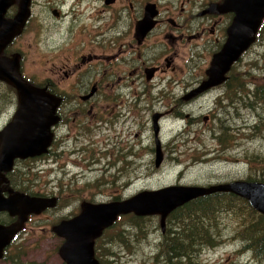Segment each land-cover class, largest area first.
<instances>
[{
  "label": "rangeland",
  "instance_id": "obj_1",
  "mask_svg": "<svg viewBox=\"0 0 264 264\" xmlns=\"http://www.w3.org/2000/svg\"><path fill=\"white\" fill-rule=\"evenodd\" d=\"M61 2L62 0H31L30 33L26 35L29 37L30 50L25 55L23 71L36 81L46 76L44 69L50 67V62L56 61L51 59L58 54L54 51V46L66 39V25L72 18L70 13L74 15L73 12H81L78 14L81 18H85L88 12L102 16L95 21V25L109 22L111 18L108 10L97 11L93 7L103 8V0H82L78 6L72 4L73 0ZM58 5L65 12L72 9L67 17L56 21L57 18L51 14L53 9L50 8ZM252 49L240 56L235 63L236 70L230 73L234 76L233 82L238 89V100L234 107L222 110L224 100L217 99V104L215 102L218 96H222V90L210 92L200 101H192L188 105L191 117L186 119V124L182 118H173L170 109L174 105L169 100H172L173 93L178 90H167L166 79L161 80L159 85L155 84L159 82L158 78L153 83H145L143 79L141 84L135 81L131 86L118 88L123 83L114 84L115 79L109 75L106 81L117 90L100 91L96 97L97 102L101 103L104 98L109 97L115 98L114 101L123 100L137 105V112L133 116L135 128H132L134 131L141 129L142 153L139 154L137 150L130 154L127 146L122 151L124 155L121 157L125 160L123 166L117 162V155L108 156L101 150L104 147V131L99 129L97 134L92 131L89 136V150L77 153L67 149L64 162H61L62 155L59 157L53 151L46 156V159L49 156L47 160L18 163L14 176L18 173L27 181L17 186L27 188L28 193L36 196L58 195L59 200L55 207L41 214H32L26 220L23 225L25 231L7 248L0 264H65L57 253L62 239L54 235L51 226L63 218L75 215L82 200L109 202L128 198L140 190L156 189L176 182L183 185H209L248 179L256 174L254 168L264 163V99L261 98H264V39L254 43ZM256 86L263 87L261 92L258 91L261 97L255 92ZM6 92L0 86V101L7 96ZM9 95L13 97V94ZM252 95H257L260 99L256 98L254 102ZM113 108L116 112L124 109L116 106ZM213 111L221 113V122L215 118L212 122L205 123L203 116L212 115ZM155 112H167L159 121L160 137L167 153L158 168L154 166L155 154L152 150L155 147L152 128V115ZM230 116L233 118L225 121ZM128 123L129 119L122 121L120 128L123 129ZM97 124L94 122L91 125ZM96 138H100V141ZM67 147H70V141ZM115 151L111 149V153ZM60 152L59 148L57 153ZM112 160L113 164H110ZM127 180L129 183L125 187L123 184ZM228 210L221 209L218 212L219 243L214 247H196L194 258L201 264H264L260 258L252 259L249 252L236 254L241 244L236 233L238 222L234 217L235 213ZM179 215L180 213L177 214ZM133 216L131 213L120 216L96 240L95 253L98 251L101 264H165V232L176 230V220L168 217L163 233L159 216ZM163 241L165 242L162 243ZM161 250L160 257L154 258L153 254Z\"/></svg>",
  "mask_w": 264,
  "mask_h": 264
},
{
  "label": "flooded vegetation",
  "instance_id": "obj_2",
  "mask_svg": "<svg viewBox=\"0 0 264 264\" xmlns=\"http://www.w3.org/2000/svg\"><path fill=\"white\" fill-rule=\"evenodd\" d=\"M17 1L13 0V3L5 10L2 15L3 19L14 17L18 9ZM81 1L73 0L72 4L78 6ZM63 2L64 0L61 3ZM223 2L224 0H103V8L98 9L95 5L93 7L97 11L108 10L111 18L109 22H103L100 25L98 23L95 25V21L100 20L102 16H95L88 12L85 18H81L78 15L81 12H73L74 15L70 13L72 18L66 25V39L65 41L62 39L60 44L54 46V51H57L58 54L51 59H56V61L50 62V67L44 69L46 76L39 78L38 81L27 76L23 71L25 55L27 50H30L29 37L26 35L30 33L31 9L30 16L23 23L20 31L0 47V57L16 58L23 81L44 88L59 99L55 108L56 122L50 126L52 139L44 153L23 159L15 158L11 169L2 172L0 194L7 197L8 190H14L33 195L27 192V188L17 186L25 184L27 181L18 173H16V177L14 176L17 164L32 160H47L49 156L47 159L46 156L53 151L59 157L62 155L61 162H64V153L67 149L77 153H84L90 149L91 139L89 136L92 131L97 134L99 129H103L104 147L101 150L108 156L117 155V162L123 166L125 160L121 156L124 155L122 151L127 146H129L130 154L137 150H139V154L142 153L141 129L134 131L132 128L134 127L133 120L135 112H137V105L128 104L123 100L114 101L115 98L109 97L104 98L101 103L97 102L96 97L100 91L117 90V88L110 87V83L106 81L109 75L110 78L115 79L114 84L123 83L118 88L131 86L135 81L141 84L143 79L145 83H153L157 82L155 80L158 78L159 82L155 84L159 85L161 80L166 79L165 88L167 90H178L177 93H173L172 100H169L174 105L170 111H172L173 118L178 120L182 118L185 124L186 119L191 117L188 105L192 101H200L210 92L222 90V96L215 99L216 104L217 99L218 101L224 100L221 105L222 110L226 111L234 107L238 100L236 96L238 89H236V83L233 82L234 76L230 73L236 70L235 63L238 60L230 67L226 73V79L222 83L208 89L198 90L207 79L206 70L210 65L211 58L226 41L227 28L236 15L233 11H222ZM147 6H150L153 12L151 26L144 35L140 36L136 27L143 19ZM51 9H53L51 14L57 18L56 21H59L67 17L72 8L69 12L63 11L59 5L51 7ZM89 20L92 21L91 24ZM263 36L264 15L260 19L252 43L242 55L250 51L254 43L261 38L264 39ZM45 62L47 63L48 60ZM230 78L231 80H229ZM0 86H3L7 91L5 94L7 96L0 101L1 133L13 121L19 108V100L10 83L0 79ZM103 86L106 88L102 89ZM9 93L13 94V97H10ZM112 105L124 109L116 112ZM167 112L155 113L161 114L159 118L161 121ZM215 118L220 123L221 113L213 111L212 115L205 114L203 116L205 123L212 122ZM232 118L230 116L225 121ZM127 119H129V123L123 129L120 128L122 121L126 122ZM94 122L102 124L91 125ZM90 127L91 130H89ZM186 130L189 131L188 127ZM160 134L161 124L158 138L161 142V149L166 154L167 149L161 141ZM217 138L220 139V136ZM126 139H128L127 142ZM153 139L155 146L154 133ZM96 140L100 141V138H96ZM69 141L70 147H67ZM59 148L61 152L57 153ZM111 149L116 151L111 153ZM152 150L155 153V147ZM113 161H110V164H113ZM123 166L119 169L120 173ZM87 169L90 170L89 167ZM128 183L127 180L123 185L126 187ZM53 197L57 203L59 196ZM82 202L90 201L82 200L77 213L80 212ZM45 210L37 214H41ZM30 216L29 214L27 219ZM16 220L17 216L0 211V224L9 225ZM24 223L9 245L4 248L3 253L18 238L19 234L25 231Z\"/></svg>",
  "mask_w": 264,
  "mask_h": 264
},
{
  "label": "water",
  "instance_id": "obj_3",
  "mask_svg": "<svg viewBox=\"0 0 264 264\" xmlns=\"http://www.w3.org/2000/svg\"><path fill=\"white\" fill-rule=\"evenodd\" d=\"M13 0H0V47L8 42L30 15L31 0H19L13 18L3 19L5 10ZM222 11H233L235 16L227 28V39L221 49L213 54L206 70L207 79L198 90L222 83L231 65L250 46L264 15V0H224ZM54 14L56 12L54 11ZM153 12H146L136 30L141 36L150 28ZM0 79L10 83L17 92L19 108L10 125L0 133V182L2 172L11 169L15 158L41 155L52 139L50 126L56 122L55 108L59 99L46 89L22 80L16 58L0 57ZM159 114L152 116L155 136V167L163 160L158 139ZM2 189L0 188V192ZM7 197L0 194V211H6L17 220L9 225L0 224V258L3 249L21 229L29 214H37L54 207L55 197H42L8 190ZM230 192L246 199L258 212L264 214V182L234 180L209 186L169 185L158 189L142 190L123 200L110 202H82L80 212L62 219L51 230L62 239L58 255L65 264H100L95 256V239L110 227L119 215L132 213L136 216L160 215L161 226L167 215L184 203L214 192Z\"/></svg>",
  "mask_w": 264,
  "mask_h": 264
},
{
  "label": "trees",
  "instance_id": "obj_4",
  "mask_svg": "<svg viewBox=\"0 0 264 264\" xmlns=\"http://www.w3.org/2000/svg\"><path fill=\"white\" fill-rule=\"evenodd\" d=\"M262 89L263 87L256 86L255 92L259 95L258 91L261 92ZM252 97L254 102L256 98L260 99L257 95H252ZM254 170L257 173L249 176L247 180L264 182V163L255 167ZM221 209L225 211L229 209L228 212L235 213L234 217L238 222L236 233L241 241L236 254L249 252L252 259L260 258L264 261V214L255 210L246 199L231 193L217 192L193 199L169 215L176 220L177 226L175 231L165 232V228L163 230V233H166V248H163L166 251L164 263L201 264L194 258L197 252L196 247L201 248L205 245L214 247L219 243L217 220ZM178 213H180L179 216H177ZM133 217L139 216L134 215ZM162 250L155 252L154 258L160 257ZM5 253L4 251L2 258ZM95 255L99 257L98 251Z\"/></svg>",
  "mask_w": 264,
  "mask_h": 264
}]
</instances>
